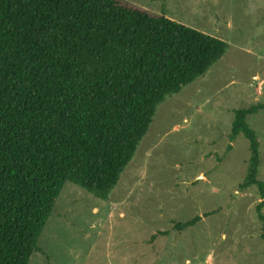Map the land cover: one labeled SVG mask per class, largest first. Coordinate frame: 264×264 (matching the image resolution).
I'll use <instances>...</instances> for the list:
<instances>
[{
	"label": "trees",
	"instance_id": "16d2710c",
	"mask_svg": "<svg viewBox=\"0 0 264 264\" xmlns=\"http://www.w3.org/2000/svg\"><path fill=\"white\" fill-rule=\"evenodd\" d=\"M226 49L125 0H0V264L29 263L66 183L106 200L156 107ZM262 109L235 110L229 135L248 141L240 189L259 188L260 220L258 141L246 117Z\"/></svg>",
	"mask_w": 264,
	"mask_h": 264
},
{
	"label": "rangeland",
	"instance_id": "374dc122",
	"mask_svg": "<svg viewBox=\"0 0 264 264\" xmlns=\"http://www.w3.org/2000/svg\"><path fill=\"white\" fill-rule=\"evenodd\" d=\"M125 1L224 41L226 52L156 107L106 200L63 186L28 264H264L260 190L240 189L248 141L229 140L234 111L264 104V0ZM246 122L264 186V109Z\"/></svg>",
	"mask_w": 264,
	"mask_h": 264
}]
</instances>
